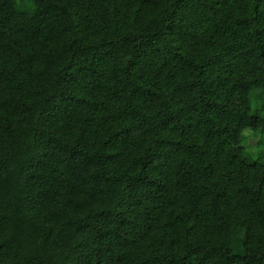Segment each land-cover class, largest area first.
<instances>
[{
	"label": "trees",
	"instance_id": "1",
	"mask_svg": "<svg viewBox=\"0 0 264 264\" xmlns=\"http://www.w3.org/2000/svg\"><path fill=\"white\" fill-rule=\"evenodd\" d=\"M16 1L0 264H264V0Z\"/></svg>",
	"mask_w": 264,
	"mask_h": 264
},
{
	"label": "rangeland",
	"instance_id": "2",
	"mask_svg": "<svg viewBox=\"0 0 264 264\" xmlns=\"http://www.w3.org/2000/svg\"><path fill=\"white\" fill-rule=\"evenodd\" d=\"M16 4L19 5V6H22L24 4V2H23V0H17L16 1ZM252 140H253L252 142H255L256 141L255 138H253Z\"/></svg>",
	"mask_w": 264,
	"mask_h": 264
}]
</instances>
